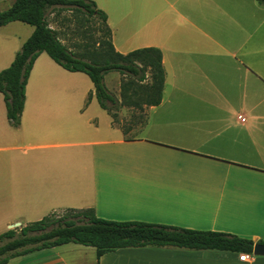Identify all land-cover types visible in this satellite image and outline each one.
<instances>
[{
	"label": "crops",
	"instance_id": "1",
	"mask_svg": "<svg viewBox=\"0 0 264 264\" xmlns=\"http://www.w3.org/2000/svg\"><path fill=\"white\" fill-rule=\"evenodd\" d=\"M95 1L107 13L117 52L161 50L162 100L146 109V124L126 140L90 77L42 52L19 127L10 124L0 92V234L73 207L107 219L264 240V5ZM14 2L0 0V11ZM33 31L19 20L0 26V71ZM240 254L144 246L99 255L93 246L69 242L6 264H264V255L242 260Z\"/></svg>",
	"mask_w": 264,
	"mask_h": 264
},
{
	"label": "trees",
	"instance_id": "2",
	"mask_svg": "<svg viewBox=\"0 0 264 264\" xmlns=\"http://www.w3.org/2000/svg\"><path fill=\"white\" fill-rule=\"evenodd\" d=\"M264 5V0H258ZM78 9L89 16L103 21L108 32V50L86 59L62 42L57 30L50 25L48 13L51 8ZM107 13L98 7L95 0H15L8 9L0 11V26L12 21H23L34 26V31L16 53L11 65L0 71V92L7 108L10 124L19 127L24 110L26 85L33 65L42 52H46L58 64L70 71H82L92 80L98 102L112 116V122L119 127L126 140L134 138L146 124L138 119L139 127L131 121L122 124L118 115L122 106H136L140 110L158 105L162 100L166 72L162 52L155 47H145L126 54L117 52L107 24ZM118 71L122 76H133L138 83L148 78L147 90L151 100L130 101L127 86L122 84V98H118L106 85L105 76ZM125 80V78H124ZM128 96V97H127ZM90 99V97H89ZM69 242L93 246L97 253L125 247H177L192 250H226L252 254L255 241L234 233L219 230L195 229L164 223L140 220H114L99 217L93 208L68 207L55 210L43 218L20 228H11L0 234V264L28 252L53 247Z\"/></svg>",
	"mask_w": 264,
	"mask_h": 264
},
{
	"label": "rangeland",
	"instance_id": "3",
	"mask_svg": "<svg viewBox=\"0 0 264 264\" xmlns=\"http://www.w3.org/2000/svg\"><path fill=\"white\" fill-rule=\"evenodd\" d=\"M48 21L57 30L62 42L79 56L89 59L104 50H108L107 39L109 35L105 24L97 16H89L82 10L57 6L49 10ZM117 72L118 71L109 72L107 78H105V83L112 92H118L120 94V99L122 98V81L124 83H130L131 81L127 86V95L131 102L137 99H152L147 90V84L151 83L150 71H148L147 80L141 84L138 83L133 76H122L120 79V86L116 78L120 72ZM117 89L119 91H117ZM146 109V106L143 110H140L136 106H129L119 113L118 119L125 125H129L131 121L135 122L136 124L133 128L137 129L140 125V123H137V120L146 117Z\"/></svg>",
	"mask_w": 264,
	"mask_h": 264
},
{
	"label": "water",
	"instance_id": "4",
	"mask_svg": "<svg viewBox=\"0 0 264 264\" xmlns=\"http://www.w3.org/2000/svg\"><path fill=\"white\" fill-rule=\"evenodd\" d=\"M254 255H264V243H257L253 249Z\"/></svg>",
	"mask_w": 264,
	"mask_h": 264
},
{
	"label": "built area",
	"instance_id": "5",
	"mask_svg": "<svg viewBox=\"0 0 264 264\" xmlns=\"http://www.w3.org/2000/svg\"><path fill=\"white\" fill-rule=\"evenodd\" d=\"M240 258H241L242 260L248 259V258H249V254H247V253H242V254H240Z\"/></svg>",
	"mask_w": 264,
	"mask_h": 264
}]
</instances>
